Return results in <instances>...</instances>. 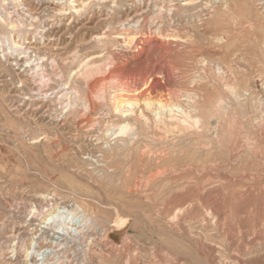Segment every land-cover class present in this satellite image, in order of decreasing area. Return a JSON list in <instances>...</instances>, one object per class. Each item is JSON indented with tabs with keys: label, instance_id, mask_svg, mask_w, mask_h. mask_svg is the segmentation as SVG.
Wrapping results in <instances>:
<instances>
[{
	"label": "rangeland",
	"instance_id": "rangeland-1",
	"mask_svg": "<svg viewBox=\"0 0 264 264\" xmlns=\"http://www.w3.org/2000/svg\"><path fill=\"white\" fill-rule=\"evenodd\" d=\"M58 1L0 0V16L20 10L16 38L43 36L28 69L0 56V264H264V0ZM171 27L170 49L128 51L129 37ZM110 69L92 108L91 82ZM150 78L158 90L121 117L109 92Z\"/></svg>",
	"mask_w": 264,
	"mask_h": 264
},
{
	"label": "bare ground",
	"instance_id": "bare-ground-1",
	"mask_svg": "<svg viewBox=\"0 0 264 264\" xmlns=\"http://www.w3.org/2000/svg\"><path fill=\"white\" fill-rule=\"evenodd\" d=\"M10 1V0H9ZM12 1V0H11ZM19 1V0H18ZM39 1V0H38ZM52 1V0H51ZM65 1V0H64ZM57 2V4H59V5H61V8H59V10L61 11V10H65L66 9V3L68 2L67 0L65 1V2ZM89 1V0H88ZM109 1V0H108ZM154 1V0H153ZM45 2V1H44ZM55 2V1H54ZM72 2V1H71ZM87 2V1H86ZM98 2H99V0H98ZM97 2V3H98ZM102 2H103V0H102ZM136 2H137V0H136ZM210 2V1H209ZM11 3V2H10ZM90 3H91V1H90ZM89 3V4H90ZM140 3H142V0H141V2ZM147 3V2H146ZM9 4V3H8ZM20 4V3H19ZM68 4V3H67ZM70 4V3H69ZM82 4V3H81ZM88 3H85L84 4V6H81V8L79 9L80 11H82L83 9H85L86 8V6L88 7V5H87ZM208 5V4H207ZM8 6V5H7ZM49 6V5H48ZM47 6V7H48ZM51 6V5H50ZM134 6H135V4H134ZM133 6V7H134ZM160 6V5H159ZM2 7V6H1ZM57 7V6H56ZM158 7V6H157ZM161 7V6H160ZM78 8H79V6H78ZM146 8V7H145ZM31 9V8H30ZM30 9H26V11L28 10H30ZM58 9V8H57ZM137 9V8H136ZM158 9V8H157ZM156 9V10H157ZM2 10V9H1ZM22 10V9H21ZM25 10V9H24ZM79 10H76V11H79ZM86 10V9H85ZM133 10V9H132ZM151 10H152V8H151ZM154 10V9H153ZM160 10V9H159ZM162 8H161V12H162ZM172 10H174V9H172ZM19 9H17V8H15V10H13L11 13H12V15H9L8 14V12L7 11H4L3 12V16H0V25H2V22L3 23H5L6 24V27L7 26H9V24H11V27L9 28V29H11V31L9 32V30H8V33H5L6 31H4V33L5 34H7V35H5L4 33L3 34H0V51H1V54H0V56L2 57V59L4 60V62L5 63H7L10 67L11 66H13V68H15L16 66L18 67H24V68H26V69H28L27 68V66L29 65V67H30V65H31V63H30V60H31V57H32V53H34L33 51H35L37 48V45H36V47H35V45L33 46L32 45V43L34 42H38L39 41V39H41V38H43V36L41 37V38H39L37 35H33L34 36V39L33 40H29V39H27V38H25V37H20L21 35L19 34V38L17 37L16 38V36H15V34H17L16 33V31H15V34L13 33V31L15 30V28H18L19 27V25L21 24V22H22V19H21V15H19ZM58 11V10H57ZM84 11V10H83ZM134 12H137V11H134ZM141 12H144L142 9H141ZM24 13V12H23ZM26 13V12H25ZM81 13V12H80ZM152 13V12H151ZM159 13V12H158ZM156 14H157V12H156ZM168 14H169V12H168ZM170 14H171V12H170ZM201 14V13H200ZM27 15V14H26ZM25 15V16H26ZM32 16V13L30 12V14L29 15H27V17L29 16V17H31ZM76 15V14H75ZM136 15H137V13H136ZM172 15V14H171ZM23 16H24V14H23ZM127 16V15H126ZM132 16L133 15H131V18H132ZM160 16V15H159ZM205 16V15H204ZM28 17V18H29ZM32 17H34V16H32ZM149 17V16H148ZM156 17V16H155ZM174 17V16H173ZM203 17V16H202ZM3 18V19H2ZM37 18V17H36ZM35 18V19H36ZM129 18V17H128ZM130 18V19H131ZM146 18V17H145ZM150 18V17H149ZM25 19H26V17H25ZM32 19H34V18H32ZM139 19V18H138ZM143 19V18H142ZM3 20V21H2ZM127 20H129V19H127ZM140 21V20H139ZM145 21V20H144ZM150 22H151V20H149ZM174 21V20H173ZM46 22V21H45ZM111 22H113V21H111ZM131 22V21H130ZM128 23V22H127ZM126 23V21H125V24H127ZM33 24V23H32ZM112 24V23H111ZM124 24V25H125ZM145 24V23H144ZM132 25V24H131ZM170 25H172V24H170ZM173 26H174V24H173ZM123 27V26H122ZM22 28V27H21ZM172 28V27H171ZM175 28V27H174ZM50 29V28H49ZM49 29H44L43 31H41L42 32V34L44 35V33L45 32H47ZM146 29V28H145ZM149 29V28H148ZM7 30V29H6ZM29 30V29H28ZM108 30V29H107ZM125 30V29H124ZM150 31V30H149ZM148 31V32H149ZM155 32H156V34H153L152 32H150L149 34H150V36L147 38V39H138V37H129L128 39H129V41H128V43H129V47H131V49H128V51H132L133 50V52L135 51H138V52H146L147 54H148V57L152 54V51L153 50H161V49H168V47H169V49H170V46H171V44H172V39H171V37L172 36H175V33H177L178 34V32H176V30L175 29H171V31H172V33H171V35H168L167 33H165L166 31H164L162 28H157L156 30H154ZM169 32V31H168ZM104 33H105V31H104ZM139 33V32H138ZM141 33V32H140ZM147 33V32H146ZM148 34V35H149ZM134 35V34H133ZM145 35H147V34H145ZM32 36V37H33ZM98 36V35H97ZM115 36V35H114ZM119 37H120V35H118ZM129 36V35H128ZM108 37V36H107ZM142 37V36H141ZM140 37V38H141ZM104 38V37H103ZM123 38V37H122ZM93 39H97L98 41H100V37H95V38H93ZM127 39V40H128ZM177 40H178V36H177ZM109 41V40H108ZM176 41V40H175ZM92 42V41H91ZM125 42V41H124ZM82 44V43H81ZM88 44L90 45V43L88 42ZM84 45V44H83ZM94 45V44H93ZM124 45V44H123ZM39 46V45H38ZM127 46V45H126ZM81 47V46H80ZM104 47V46H103ZM108 47H109V45H108ZM42 48V47H41ZM79 48V47H78ZM97 48V47H96ZM110 48V47H109ZM117 48V47H116ZM126 48V47H125ZM40 49V48H39ZM106 49H108V48H106ZM114 49V48H113ZM118 49V48H117ZM174 49V48H173ZM41 50V49H40ZM79 50V49H78ZM172 50V49H171ZM76 51H77V49H76ZM103 51V50H102ZM120 51H123V50H121L120 49ZM170 51V50H169ZM174 52H175V50H173ZM75 52V51H74ZM157 52V51H156ZM160 52V51H159ZM165 52V51H164ZM171 53H172V51H170ZM77 54H78V52H76ZM116 53V52H115ZM23 54V55H22ZM36 54V53H35ZM40 54V53H39ZM136 54V53H135ZM163 54V53H162ZM38 55V54H37ZM42 55V54H41ZM45 55V54H44ZM103 55V54H102ZM102 55H101V57H102ZM120 55V54H119ZM122 55H124V54H122ZM157 55V54H156ZM167 55V54H166ZM47 56V55H46ZM49 56V55H48ZM75 56H76V54H75ZM96 56V55H95ZM114 55H112V57H113ZM152 56V55H151ZM161 56V55H160ZM165 56V55H164ZM73 57V56H72ZM78 57V56H77ZM76 57V58H77ZM97 57V56H96ZM99 57V56H98ZM117 57H118V55L117 56H114L113 58H116L117 59ZM166 57V56H165ZM55 58V57H54ZM76 58H75V60L74 61H76ZM94 58V57H93ZM154 58V57H153ZM51 59V58H50ZM68 59V58H67ZM91 59V58H90ZM157 59V58H156ZM155 59V60H156ZM23 60H25L24 62H23ZM57 60V59H56ZM87 60V59H86ZM125 60V59H124ZM135 60V59H134ZM158 60H159V62H160V64L163 62L164 63V59H163V57L161 56V57H159L158 58ZM38 61V60H37ZM61 61V60H60ZM144 61V60H143ZM172 61V60H171ZM52 62V61H51ZM67 62V61H66ZM78 62V61H77ZM109 62V61H108ZM113 62V61H112ZM170 62V61H169ZM33 63H34V61H33ZM53 63V62H52ZM110 63H111V61H110ZM114 63H115V60H114ZM124 63V62H123ZM122 63V64H123ZM151 63V62H150ZM166 63V62H165ZM208 63V62H207ZM43 64V63H42ZM57 64V63H56ZM83 64V63H82ZM106 64H109V63H105V65ZM116 64H117V61H116ZM149 64V63H148ZM74 65V64H73ZM104 65V64H103ZM114 65V64H113ZM159 65V64H158ZM168 65V64H167ZM169 65H171V64H169ZM15 66V67H14ZM51 66V65H50ZM97 66V65H96ZM100 66V65H99ZM112 66V65H111ZM117 65H115V67H116ZM123 66V65H122ZM130 66V65H129ZM128 66V67H129ZM154 66V65H153ZM201 66V65H200ZM214 66V65H213ZM32 67V66H31ZM34 67V66H33ZM32 67V68H33ZM54 67V66H53ZM78 67H80V66H78ZM77 67V68H78ZM106 67H108V66H106ZM114 67V68H115ZM118 67V66H117ZM146 67V66H145ZM151 67V66H150ZM166 67V66H165ZM216 67V66H215ZM98 68V67H97ZM100 68H102V67H100ZM99 68V69H100ZM112 68V67H111ZM119 68V67H118ZM148 68V67H147ZM171 68V67H170ZM170 68H168V66H167V70L170 72L171 70H169ZM12 69V68H11ZM17 69V68H16ZM15 69V70H16ZM21 69V68H20ZM30 69V68H29ZM42 69V68H41ZM92 69V66H90V64H89V62L88 63H85V64H83L82 66H81V68L80 69H77V70H79L77 73L75 72V74H73V75H70L69 73V75L71 76V78H72V80H74L75 79V82H76V84L78 83L77 82V80H78V77L79 76H82V75H87V74H89V72H90V70ZM103 69V68H102ZM149 69H151V68H149ZM219 69V68H218ZM24 70V69H23ZM73 70V69H72ZM98 70V69H97ZM111 70V69H110ZM122 70V69H121ZM166 70V71H167ZM21 71V70H20ZM27 71H29V70H27ZM32 71V70H31ZM50 71V70H49ZM70 71V70H69ZM74 71V70H73ZM105 71V70H104ZM124 71V70H123ZM126 71V70H125ZM215 71H216V69H215ZM25 72H26V70H25ZM45 72V71H44ZM94 72V71H93ZM92 72V73H93ZM102 72V71H101ZM108 71H106V73H107ZM115 72L117 73V71L114 69V70H111L107 75H105L104 77H100V75L102 74H100L99 75V77H97V78H95L92 82H91V89H90V91L88 92L89 94H87L89 97H88V102H90V104H91V106L94 104V99H96V98H100L101 97V99L103 100V98L106 96V92H108L106 89H105V84H106V82H112V80L113 79H116V78H114L115 77ZM119 72H120V70H119ZM122 72V71H121ZM144 72V71H143ZM147 72H148V70H147ZM152 72V71H151ZM154 72V71H153ZM23 73V72H22ZM28 73V72H27ZM30 73V72H29ZM32 73V72H31ZM106 73H104L103 72V75L104 74H106ZM145 73H146V71H145ZM171 73V72H170ZM169 73V74H170ZM35 74V73H34ZM137 74V73H136ZM136 74H134V75H136ZM140 74V73H139ZM149 74V73H148ZM147 74V75H148ZM55 75V74H54ZM68 75V76H69ZM90 75V74H89ZM98 75V74H97ZM117 75V74H116ZM129 75V74H128ZM145 75V74H144ZM143 75V76H144ZM146 75V76H147ZM171 75V74H170ZM221 75V74H220ZM223 75V74H222ZM229 75V74H228ZM35 76H36V74H35ZM62 76V75H61ZM88 76V75H87ZM121 76V75H120ZM132 76V75H131ZM130 76V77H131ZM33 77V76H32ZM38 77V76H37ZM118 77V76H117ZM68 78L69 77H67V81L68 82H70L69 80H68ZM81 78V77H80ZM121 78H122V76H121ZM124 78H125V76H124ZM138 78V77H137ZM141 78V77H140ZM143 78V77H142ZM141 78V79H142ZM174 78V77H173ZM127 79V78H126ZM163 79V78H162ZM38 80V79H37ZM41 80V79H40ZM135 80H136V78H135ZM146 80V79H145ZM144 79H143V81H145ZM36 81V80H35ZM116 81V80H115ZM122 80L120 79V82H121ZM29 82V81H28ZM33 82V81H32ZM108 82V83H109ZM114 82V81H113ZM113 82H112V84H113ZM119 82V81H118ZM124 82V81H123ZM129 82H131V81H129ZM140 82H142V81H140ZM140 82H137V84L138 83H140ZM154 82H156V81H153L151 78L150 79H148L145 83H144V85H142V87H136V89H133V94H131V95H129L131 92H132V89H130L131 90V92L129 93V94H126V92H128L129 91V87L128 86H130L131 84L129 83V84H127V83H122L119 87H115L114 89H113V91H110L109 92V95H110V98L112 99V101L115 103V108L117 109V111L122 115L121 117H125V118H128L129 117V115L130 114H135V113H137V111H136V108H137V106H139V105H137L138 104V101L137 100H140V98L138 97V96H141V95H144L145 93L146 94H148V93H151V92H153V91H157L156 89H155V83ZM164 82V81H163ZM21 83V82H20ZM39 83V82H38ZM80 83V82H79ZM115 83V82H114ZM132 83V82H131ZM135 83V82H134ZM33 84V83H32ZM40 84V83H39ZM38 84V85H39ZM42 84V83H41ZM49 84V83H48ZM54 84V83H53ZM68 84V83H67ZM81 84V83H80ZM142 84V83H141ZM140 84V85H141ZM34 85H36V84H34ZM55 85V84H54ZM53 85V86H54ZM57 85V84H56ZM134 85L136 86V84H133V85H131V87L133 86L134 87ZM39 86H41V85H39ZM51 86V85H50ZM70 86V85H69ZM90 86V85H89ZM115 86H117V83H116V85ZM139 86V85H138ZM33 87V86H32ZM35 87V86H34ZM43 87V86H42ZM61 87V86H60ZM132 87V88H133ZM31 88V87H30ZM30 88H29V90H30ZM59 88V87H58ZM112 88V87H111ZM135 88V87H134ZM32 89V88H31ZM39 88L37 87V90H38ZM73 89V88H72ZM84 89V88H83ZM64 90V89H63ZM111 90V89H110ZM32 91H35V90H32ZM47 91V90H46ZM73 91H74V89H73ZM79 91H80V89H79ZM40 92V91H39ZM75 92H76V90H75ZM77 92H78V90H77ZM76 92V93H77ZM68 93H71V92H68ZM85 93V92H84ZM78 94V93H77ZM152 94V93H151ZM170 94V93H169ZM28 94L26 93V96H27ZM33 95V94H32ZM71 95V94H70ZM53 96V95H52ZM68 96V95H67ZM85 96V95H84ZM145 97H146V95H144ZM153 96V95H152ZM162 96V95H161ZM19 97V96H18ZM25 97V96H24ZM71 97V96H70ZM81 97V96H80ZM86 97V96H85ZM103 97V98H102ZM26 98H30V97H26ZM83 98V97H82ZM146 98H148V97H146ZM22 99H23V97H22ZM32 99V98H31ZM74 99V98H73ZM111 99H109V101L111 100ZM150 99H153V97L151 98L150 97ZM169 99V98H168ZM167 99V100H168ZM21 100V99H20ZM24 100V99H23ZM33 100V99H32ZM161 100V99H160ZM29 101V100H28ZM58 101H60V100H58ZM68 101H69V99H68ZM74 101V100H73ZM98 101H99V99H98ZM153 101V100H152ZM151 101V102H152ZM156 101V100H155ZM25 102V101H24ZM27 102V101H26ZM25 102V103H26ZM49 102V101H48ZM100 102V101H99ZM104 102V101H103ZM105 102H107V100L105 101ZM145 102V101H144ZM146 102H147V100H146ZM158 102V101H157ZM167 102V101H166ZM23 103V102H22ZM44 103V102H43ZM59 103H61V102H59ZM63 103V102H62ZM69 103H70V101H69ZM153 103V102H152ZM156 103V102H155ZM160 103V102H159ZM165 103V102H164ZM169 103V102H168ZM30 104H31V102H30ZM29 104V105H30ZM102 104H104V103H102ZM139 104H142V103H139ZM144 105H145V103H143ZM147 105H151V103H150V101L149 102H147L146 103ZM23 105V104H22ZM26 105V104H25ZM42 105H44V104H42ZM52 105V104H51ZM50 105V106H51ZM62 105V104H61ZM60 106V105H59ZM58 106V107H59ZM71 106H73V105H71ZM74 106H75V104H74ZM90 106V105H89ZM106 106V105H105ZM153 106V105H152ZM152 106H149V108L151 107L152 108ZM154 106H156V105H154ZM22 107V106H21ZM56 107V106H55ZM64 107V106H63ZM69 107H70V105H69ZM77 107H79V106H77ZM103 107V106H102ZM139 107H141V106H139ZM173 107L175 108V106H172V104L171 105H165V104H160V107L159 108H162V109H164V108H169L170 110H171V112L174 110L173 109ZM15 108H17V107H15ZM29 108V107H28ZM41 107H39V109H40ZM50 108V107H49ZM88 108V107H87ZM92 108H94L93 106H92ZM108 108V107H107ZM146 108V107H145ZM150 108V109H151ZM157 108V107H156ZM156 108H154L155 110H156ZM177 108V107H176ZM178 108H181V107H178ZM64 109H66V108H64ZM63 109V110H64ZM72 110L74 109V108H71ZM77 109V108H76ZM79 109V108H78ZM90 109V108H89ZM138 109H140V108H138ZM158 109V108H157ZM62 110V111H63ZM68 110V109H67ZM66 110V112L67 113H70V112H68ZM85 110V109H84ZM149 109H147V111H148ZM176 110V109H175ZM179 109H177V111H178ZM181 110V109H180ZM46 111H47V108H46ZM45 111V112H46ZM70 111V110H69ZM74 111V110H73ZM94 111V110H93ZM114 111V110H113ZM158 111H159V109H158ZM182 111V110H181ZM185 111V110H184ZM43 112V111H42ZM41 112V113H42ZM75 112V111H74ZM86 112H89V111H86ZM141 112V111H140ZM157 112V111H156ZM160 112V111H159ZM179 112V111H178ZM22 113H24V112H22ZM40 113V112H39ZM65 113V112H64ZM80 113V112H79ZM78 113V114H79ZM82 113V112H81ZM80 113V114H81ZM90 113V112H89ZM97 113V112H96ZM111 113V112H110ZM118 113V114H119ZM162 113V112H161ZM186 112H184V114H185ZM49 114V113H48ZM76 114V113H75ZM74 114V115H75ZM86 114V113H85ZM112 114V113H111ZM117 114V115H118ZM177 115H178V113H176ZM183 114V115H184ZM42 115V114H41ZM73 115V116H74ZM82 115H84V113L82 114ZM142 115H143V112H142ZM142 115L140 116L139 115V118H140V120H141V117H142ZM156 114H154V116H155ZM163 115V114H162ZM161 115V116H162ZM171 115H174V114H171ZM177 115H175V117H177ZM226 115V114H225ZM21 116V115H20ZM44 116H46V115H44ZM93 116H95V114L93 115ZM92 116V117H93ZM116 116V115H115ZM160 116V117H161ZM179 116H181V114L179 115ZM178 116V117H179ZM188 116V115H187ZM76 117V116H75ZM78 117V116H77ZM80 117V116H79ZM85 117V116H84ZM83 117V123H84V125L87 127V131L89 132L90 130H91V128H93V119L91 118V117H87V118H84ZM97 117V116H96ZM117 117V116H116ZM132 117H133V115H132ZM134 117H135V115H134ZM146 117V116H145ZM174 117V118H175ZM184 117V116H183ZM46 118V117H45ZM50 118V117H49ZM81 118V117H80ZM112 118V117H111ZM118 118V117H117ZM143 118H144V116H143ZM147 118V117H146ZM145 118V119H146ZM171 118V117H170ZM190 118V117H189ZM188 118V119H189ZM129 119V118H128ZM138 119V118H137ZM164 119V118H163ZM169 119V118H168ZM56 120V119H55ZM73 120V119H72ZM74 120H76V118L74 119ZM97 120H98V117H97ZM121 120V119H120ZM134 120V119H133ZM136 120V119H135ZM134 120V121H135ZM158 120V119H157ZM174 120H176L177 121V119H174ZM173 120V121H174ZM179 120H180V118H179ZM183 120V119H182ZM187 120V119H186ZM81 121V120H80ZM118 121V120H117ZM125 121V120H124ZM159 121V120H158ZM163 121V120H162ZM165 121V120H164ZM163 121V122H164ZM169 121V120H168ZM48 122V121H47ZM74 122V121H73ZM96 122V121H95ZM126 122V121H125ZM145 122H147L146 120H145ZM162 122V123H163ZM181 122V121H180ZM186 122V121H185ZM52 123V122H51ZM57 123V122H56ZM75 123V122H74ZM77 123V122H76ZM82 123V124H83ZM114 123V122H113ZM134 123V122H133ZM136 123V122H135ZM140 123V122H139ZM138 123V124H139ZM148 123V122H147ZM177 123H178V121H177ZM176 123V124H177ZM96 123H94V125H95ZM124 124V123H123ZM138 124H136V125H138ZM175 124V125H176ZM182 124H184V123H182ZM182 124H180V125H182ZM64 125V124H63ZM83 125V126H84ZM98 125V124H97ZM96 125V126H97ZM114 125V124H113ZM134 125V124H133ZM133 125H131V126H133ZM189 125V124H188ZM187 125V126H188ZM77 126V125H76ZM179 126V125H178ZM177 126V127H178ZM185 126H186V124H185ZM184 125H183V127H185ZM201 126V125H200ZM206 126V125H205ZM39 127V126H38ZM80 127V126H79ZM116 127V126H115ZM137 127V126H136ZM182 127V126H181ZM194 127V126H193ZM82 128V127H81ZM135 127H133V129H134ZM167 128V127H166ZM165 128V129H166ZM169 128H171L170 126H169ZM173 128V127H172ZM171 128V129H172ZM85 129V128H84ZM84 129H83V131L82 132H84ZM119 129H120V132L121 133H119V134H127V132L128 131H130L131 129H132V127H130V125H129V122H127V124H124V125H121L120 127H119ZM132 129V130H133ZM21 130V129H20ZM40 130V129H39ZM79 130V129H78ZM97 130V129H96ZM113 130V129H112ZM131 130V131H132ZM137 130V129H136ZM167 130L169 131V129L167 128ZM130 131V132H131ZM88 132H87V134H88ZM137 133H138V131H136ZM173 131H171V133H172ZM95 133V132H94ZM115 133H116V131H115ZM133 133V132H132ZM167 133V132H166ZM105 134V133H104ZM84 135V134H83ZM90 135V134H89ZM92 135H93V133H92ZM95 135V134H94ZM128 135V134H127ZM130 135V134H129ZM168 135V134H167ZM166 136V135H165ZM169 136V135H168ZM91 137V136H90ZM129 137V136H128ZM86 138V137H85ZM105 138V137H104ZM123 138V137H122ZM130 138V137H129ZM134 138V137H133ZM89 139V138H88ZM91 139V138H90ZM118 139V138H117ZM87 140V139H86ZM92 140V139H91ZM110 140V139H109ZM116 140V139H115ZM126 140V139H125ZM125 140H124V142H125ZM129 141V140H128ZM127 141V142H128ZM131 141V140H130ZM117 142V141H116ZM123 142V143H124ZM201 142V141H200ZM88 143H91V142H88ZM110 143V142H109ZM109 143H107V145L109 144ZM119 143V142H118ZM105 144V143H104ZM114 144V143H113ZM116 144V143H115ZM190 144V143H189ZM117 145V144H116ZM115 146V145H114ZM119 146V145H118ZM118 146H116V147H118ZM123 146V145H122ZM125 146V145H124ZM131 146V145H130ZM147 146V145H146ZM209 146V145H208ZM109 149H110V145H108L107 146ZM142 147V146H141ZM145 147V146H144ZM144 147H142V148H144ZM148 147V146H147ZM210 147H211V145H210ZM98 148H99V146H98ZM100 148H101V145H100ZM103 148H105V147H103ZM114 148V147H113ZM112 148V149H113ZM127 148H128V146H127ZM139 148H140V146H139ZM149 148V147H148ZM152 148V147H151ZM197 148V147H196ZM124 149H126V148H124ZM114 150V149H113ZM149 150V149H148ZM151 150V149H150ZM149 150V151H150ZM198 150V149H197ZM96 151H100V150H96ZM138 151L140 152V151H144V149H141V150H139L138 149ZM102 152V151H101ZM107 152H109L108 151V149H107ZM145 152H147V153H149L148 151H146L145 150ZM151 152V151H150ZM103 153V152H102ZM106 153V152H105ZM104 153V154H105ZM141 153V152H140ZM143 153V152H142ZM161 153V152H160ZM94 154V153H93ZM109 154H111V153H109ZM118 154V153H117ZM146 154V153H145ZM150 155H151V153H149ZM142 154H140V156H141ZM147 155V154H146ZM159 155V154H158ZM158 155H157V157H158ZM161 155V154H160ZM107 156V155H106ZM139 156V157H140ZM149 156V155H148ZM104 157V156H103ZM117 157V156H116ZM147 157V156H146ZM155 157V156H154ZM161 157V156H160ZM141 158H144V159H142L143 160V165H144V162L146 161V159H145V157H140V159ZM149 159H150V157H148ZM151 158H152V156H151ZM140 159H138L137 161H139ZM152 159H154V158H152ZM162 159H163V157H162ZM107 160V159H106ZM113 160V159H112ZM145 160V161H144ZM157 160V159H156ZM151 161V160H150ZM158 162H160L159 161V158H158V160H157ZM162 161H164V160H162ZM104 162H105V160H104ZM147 162V161H146ZM136 163V162H135ZM161 163V162H160ZM140 164H142V163H140ZM139 164V165H140ZM94 165V164H93ZM110 167V166H109ZM151 167V166H150ZM176 169V168H175ZM163 174V173H162ZM150 175V174H149ZM155 175V174H154ZM152 176H150V178H151ZM156 177V176H155ZM154 177V178H155ZM149 178V179H150ZM148 179V180H149ZM152 179V178H151ZM156 180V179H155ZM150 181H152V182H154V179H152V180H150ZM156 182V181H155ZM154 182V183H155ZM138 185V184H137ZM51 198V197H50ZM54 199V198H53ZM50 200V199H49ZM40 201V200H39ZM51 201V200H50ZM54 202V201H53ZM51 203V202H50ZM70 203V202H69ZM55 204V203H54ZM48 205V204H47ZM58 205V204H57ZM73 205V204H72ZM54 206V205H53ZM53 206L51 205L50 206V208L52 207V209H53ZM62 206V205H61ZM75 206V205H74ZM78 206V205H77ZM76 206V207H77ZM42 207V206H41ZM66 207V206H65ZM65 207H64V209H65ZM79 207V206H78ZM44 208V207H43ZM42 208V209H43ZM49 208V209H50ZM80 209H81V206L79 207ZM48 209V208H47ZM56 209V208H55ZM62 208H60L59 209V212H57V213H62V211H64V209H62ZM74 208H72V210H73ZM79 209V210H80ZM83 209V208H82ZM46 210V209H45ZM66 210V209H65ZM75 210V209H74ZM78 210V209H77ZM216 210V209H215ZM40 211V210H39ZM47 211V210H46ZM68 211H69V209H68ZM71 212V211H70ZM79 212H81V211H79ZM65 213V212H64ZM68 213V212H67ZM72 213H73V211H72ZM75 213H76V211H75ZM82 213H83V211H82ZM78 214V217H80V215H79V213H77ZM86 214V213H85ZM85 214H83V215H85ZM70 215V214H69ZM75 215V214H74ZM38 216V215H37ZM36 216V217H37ZM62 216H63V213H62ZM61 216V217H62ZM73 216V215H72ZM52 218L53 217H55V215H53L52 214V216H51ZM66 217V216H65ZM71 217V216H70ZM82 217V216H81ZM83 217H85V216H83ZM75 218H77L76 216H75ZM85 218H87V217H85ZM38 219V218H37ZM49 219V218H48ZM47 219V220H48ZM54 219V218H53ZM60 219V218H59ZM62 219H64V217H62ZM79 219V218H78ZM88 219V218H87ZM57 220H58V217H57ZM71 220V219H70ZM84 220V219H83ZM54 221H55V219H54ZM88 223V222H87ZM63 224V223H62ZM61 224V225H62ZM58 226V225H57ZM63 227V226H62ZM62 229V228H61ZM79 230V229H78ZM77 230V231H78ZM79 232V231H78ZM76 233V232H75ZM76 235H77V233H76ZM102 244V243H101ZM63 248V247H62ZM95 249V248H94ZM45 251V250H44Z\"/></svg>",
	"mask_w": 264,
	"mask_h": 264
}]
</instances>
